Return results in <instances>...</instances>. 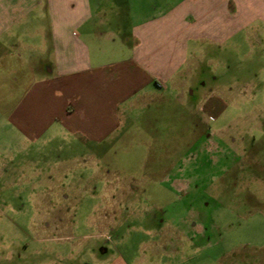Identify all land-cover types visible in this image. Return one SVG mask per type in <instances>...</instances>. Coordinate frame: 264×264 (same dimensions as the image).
Masks as SVG:
<instances>
[{
  "label": "rangeland",
  "instance_id": "1",
  "mask_svg": "<svg viewBox=\"0 0 264 264\" xmlns=\"http://www.w3.org/2000/svg\"><path fill=\"white\" fill-rule=\"evenodd\" d=\"M201 47L183 104L135 110L106 144L27 143L6 120L22 89L0 96V264H264V26Z\"/></svg>",
  "mask_w": 264,
  "mask_h": 264
},
{
  "label": "crops",
  "instance_id": "2",
  "mask_svg": "<svg viewBox=\"0 0 264 264\" xmlns=\"http://www.w3.org/2000/svg\"><path fill=\"white\" fill-rule=\"evenodd\" d=\"M263 26L264 0H0V76H17L7 86L0 77V91H8L0 96L22 89L6 120L30 144L51 133L106 144L123 135L135 110L142 115L174 97L183 104L201 44L220 45ZM63 197L47 209L50 230L69 211ZM44 202L51 204V195Z\"/></svg>",
  "mask_w": 264,
  "mask_h": 264
},
{
  "label": "flooded vegetation",
  "instance_id": "3",
  "mask_svg": "<svg viewBox=\"0 0 264 264\" xmlns=\"http://www.w3.org/2000/svg\"><path fill=\"white\" fill-rule=\"evenodd\" d=\"M194 94V92L192 91V90H190V95H193ZM204 135L206 136V137H208V133H204ZM105 237H107L106 239H110V237L109 236H105Z\"/></svg>",
  "mask_w": 264,
  "mask_h": 264
},
{
  "label": "built area",
  "instance_id": "4",
  "mask_svg": "<svg viewBox=\"0 0 264 264\" xmlns=\"http://www.w3.org/2000/svg\"><path fill=\"white\" fill-rule=\"evenodd\" d=\"M107 238V237H106Z\"/></svg>",
  "mask_w": 264,
  "mask_h": 264
}]
</instances>
